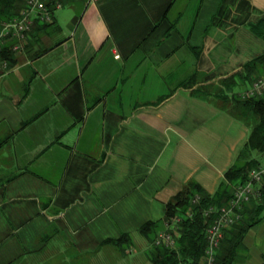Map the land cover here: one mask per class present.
<instances>
[{
  "label": "crops",
  "instance_id": "0c3cea01",
  "mask_svg": "<svg viewBox=\"0 0 264 264\" xmlns=\"http://www.w3.org/2000/svg\"><path fill=\"white\" fill-rule=\"evenodd\" d=\"M179 1L59 0L0 76V264H150L140 228L164 230L191 180L216 192L249 128L215 96L252 59L264 0H228L207 76L188 52L200 9ZM248 232L236 264H264V220ZM124 233L125 254L105 243Z\"/></svg>",
  "mask_w": 264,
  "mask_h": 264
},
{
  "label": "trees",
  "instance_id": "16d2710c",
  "mask_svg": "<svg viewBox=\"0 0 264 264\" xmlns=\"http://www.w3.org/2000/svg\"><path fill=\"white\" fill-rule=\"evenodd\" d=\"M25 0H0V27L2 22L15 18L24 7ZM54 23V22H53ZM48 24L49 26L52 25ZM46 26V25H45ZM252 33L264 39V18L251 23ZM1 59H8L11 65L15 63V56L11 48L7 47L0 55ZM264 56L256 57L243 66V72H238L228 79L222 80L226 90H231L232 84L237 79L251 80ZM257 77V76H256ZM258 78H255L251 84ZM220 89L215 98L224 105V109L249 128L247 142L238 153L235 164L224 173V179L218 185L216 192L211 194L205 191L195 180L187 182L180 192L166 203L165 217L172 219L181 217L182 222L178 226L176 244L173 249L155 246L154 239L157 234L158 222H147L140 232L151 240V251L148 253L150 264H202L206 251V228L209 220L203 214L209 207L221 208L233 198L236 186L244 184L249 179L251 170L263 166L264 163V97L241 100L238 94ZM197 92H201L200 89ZM207 99V98H206ZM198 201H195L196 198ZM190 213L191 218L186 214ZM264 220V195L259 200H252L245 205L241 212V219L229 229L224 230V239L216 253V264H236V259L241 251L242 243L248 231L253 226ZM151 235H155L152 239ZM105 243H113L125 254L130 245V236L126 233L119 239L106 240Z\"/></svg>",
  "mask_w": 264,
  "mask_h": 264
},
{
  "label": "built area",
  "instance_id": "2783aa9c",
  "mask_svg": "<svg viewBox=\"0 0 264 264\" xmlns=\"http://www.w3.org/2000/svg\"><path fill=\"white\" fill-rule=\"evenodd\" d=\"M60 8L59 0H25L24 8L13 20L2 24L0 29V52L5 45L11 41H18L21 44L15 45L14 51L21 49L26 41L27 34L32 30L35 20L42 22L51 21L49 5ZM13 49V48H12ZM7 61H2L0 71L7 70ZM241 100L264 97V75L256 79L245 91L238 93ZM234 195L228 205L221 208L209 207L204 211L203 216L209 220L206 228V251L202 264H216V253L224 239V230L229 229L241 219V212L245 205L251 204L252 200H259L264 195V165L253 169L249 173L246 183L236 186ZM197 197L195 201H198ZM191 218L190 213L186 214ZM181 217L166 219L164 230L158 232L154 239V245L158 247L173 249L178 237L177 229L182 222Z\"/></svg>",
  "mask_w": 264,
  "mask_h": 264
},
{
  "label": "rangeland",
  "instance_id": "374dc122",
  "mask_svg": "<svg viewBox=\"0 0 264 264\" xmlns=\"http://www.w3.org/2000/svg\"><path fill=\"white\" fill-rule=\"evenodd\" d=\"M183 3H187L189 5V13L187 14L189 16V18H191V16L193 17L196 14V13H193V11L195 12V10L197 11L198 9H200L199 10L200 11L199 26L201 29H199L198 32L201 35H198V37L195 36L194 40L196 38H197V40H199V37H200L201 38L200 39L201 44H198L197 46H191V48L192 47L193 48L192 49L189 48L188 52H189V54L193 53L199 57L198 67H196V68H199V67L204 68V71H205L204 76H207L208 73L210 74V73H212L213 70L214 71L216 70L215 68H213V67H215V64L214 63L211 64L212 58L214 55V50H217V49L227 50V49H229L228 47H231L227 44H222L219 46H212L211 38H214L213 34L216 32V25L218 23L220 24V23H224L226 21L227 16L229 14V11H230V9H232V7L229 5L228 0H180L178 4L182 5ZM61 7H62V5H61ZM60 8H55V6L53 4L49 5V9L51 12V21L46 23V22H42L40 20H35L33 27H32V30L27 34L26 41L21 45V49H19L18 51H14L15 45L21 44L20 42H18L16 40L8 42V44L5 45V48L10 47L11 52L13 53V55L15 57L17 54L24 52L25 48L28 45L27 40H28L30 34L33 32L35 26L36 25H48V24L53 23L54 22L53 14L57 9H60ZM65 10L67 12V9H65ZM257 21H253L252 23H256ZM7 22H9V21H7ZM4 23H6V22L1 23V27H2V24H4ZM1 27H0V29H1ZM255 38H256L255 39L256 43L254 42L250 47L252 59L259 57V56H264V39L259 38L257 36H255ZM211 47H213L215 49L212 50ZM5 48L3 49V51L5 50ZM3 51L0 52V55L2 54ZM2 61H7V63H8L7 70L4 72L0 71V76H5L11 71V69L13 68V65L10 64L8 59H4V58L1 59V57H0V64L2 63ZM188 63L182 62L181 66L186 67L188 65ZM246 63H248V61ZM243 66L241 67V70L239 72H243ZM190 70H191V68H190ZM196 71H197L196 76H197L198 80L204 81V79H206V78H204L203 74L200 73L201 70L197 69ZM255 73H260L256 78H261V76L264 75V61H263V63H260L258 65V68L255 71ZM236 96H238V95H236ZM151 237L153 238L154 235H151ZM134 255H135V253H130V254L126 255V257L124 258L126 263L128 262V260H131ZM82 264H85V263L83 262ZM110 264H116V263L114 262V263H110Z\"/></svg>",
  "mask_w": 264,
  "mask_h": 264
}]
</instances>
